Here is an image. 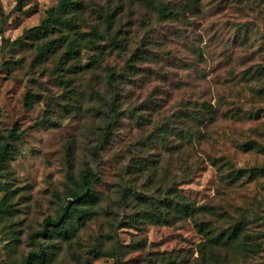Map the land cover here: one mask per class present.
<instances>
[{"label": "rangeland", "instance_id": "rangeland-1", "mask_svg": "<svg viewBox=\"0 0 264 264\" xmlns=\"http://www.w3.org/2000/svg\"><path fill=\"white\" fill-rule=\"evenodd\" d=\"M59 1L0 0V144L17 124L18 132H23L19 140L7 141L13 159L0 171V203L14 210L12 217L0 215V264H25L29 253L40 249L48 257L36 264L87 260L113 264L111 257H95L99 246L115 251L128 264H149L147 259L157 252L197 256L200 235L189 222L148 225L141 231L120 228L130 215V204L120 202V193L133 178L130 152L137 153L138 143L158 135L156 131L173 116L181 100L210 85L201 74L211 80L228 71L223 45L236 43V34L243 31L240 40L245 43L236 54L239 69L259 73L253 82L243 83L242 117L221 124L224 128L216 131L221 141L213 149L229 156L238 168H264V0H203L197 13L175 22L157 20L155 12L138 0H77L83 4L82 13L74 11L80 29L87 40L95 39L98 48L84 47L76 61L62 59L64 48L42 60L36 46L44 40L31 30L47 19V12ZM169 1L176 5L185 0ZM107 16H112L110 25L104 21ZM97 30L101 36L93 38ZM67 33L63 29L49 38ZM115 37L122 40L125 50L111 45ZM139 49L152 53L140 59L135 69L130 65ZM100 52L101 61L87 67ZM201 54L206 62L200 60ZM109 66L117 74L118 104L114 107L121 119L111 133L114 145L96 151L112 108L111 99L100 97L113 96L107 80ZM155 103H164L172 111L156 114L151 124L139 126L132 110L146 113L145 106ZM43 118L45 125H39ZM247 143L255 147L239 148ZM87 164L101 179L96 187L102 197L98 214L71 240L56 235L32 238L43 229L44 220L56 217L66 204L71 187L68 176H78ZM222 180L217 168L203 161L178 187L198 204L223 207L236 216L264 217V171L253 179L247 175L241 187L225 186ZM143 182L136 183L142 188ZM255 222L254 232L264 231L263 221ZM263 258L264 254L256 255L245 264H263Z\"/></svg>", "mask_w": 264, "mask_h": 264}, {"label": "trees", "instance_id": "trees-1", "mask_svg": "<svg viewBox=\"0 0 264 264\" xmlns=\"http://www.w3.org/2000/svg\"><path fill=\"white\" fill-rule=\"evenodd\" d=\"M138 1L155 12L157 20L161 22H175L186 18L190 13H197L203 4V0H185L176 5L169 0ZM74 11L82 13L83 4L77 0H60L55 8L47 12V19L31 30L36 37L44 40L36 46L42 60L50 59L64 48L62 59L76 61L84 47L90 45L94 49L98 48L95 39H86ZM111 17L107 16L104 19L107 25L111 24ZM63 29L68 32L64 34L65 36H59L58 39L49 38L57 32L61 33ZM242 32L236 34L238 42L223 45V48L227 49V54L225 53L223 57L227 61L228 71L216 75L211 80L207 79L206 74H201L199 77L208 81L210 85L197 88L191 96L181 100L173 116L166 118L163 126L156 131L158 135L151 134L143 144H137V153L130 152V174L133 178L130 180V187L120 193L121 204H130V215L121 221L120 228L141 231L148 225L174 226L189 222L200 235L197 256L183 252H157L152 253L147 259L149 264H245L250 258L264 254V231L254 232L256 220L263 221L264 224L262 215L252 219L245 214L233 215L228 209L213 204H198L183 195L178 187V183L187 181L203 161H208L217 168L222 176V182L228 187H241L247 181V175L253 179L264 171L262 167L248 170L238 168L229 156L221 155L213 149V146L219 145L221 141L220 133H216L219 128L220 130L224 128L221 124L242 117L243 83L253 82L259 73L253 70L244 73L239 69L240 59L236 54L245 43L240 40ZM94 36L100 37L101 34L98 30L93 31L92 37ZM111 45L117 50H125V44L117 37L111 40ZM150 53L152 52L144 49L137 50L134 62L130 66L136 69L137 63L147 59ZM200 57L202 62H206L202 54ZM100 61L101 52L92 56V63L87 64V67ZM107 80L113 96L101 94L100 97L105 101L111 99L112 108L107 115L110 119L103 130L104 133L97 140L96 151L114 145L111 133L115 128L114 124L121 119L119 109L114 107L118 104L115 68L107 67ZM141 111L137 108L132 110V117L139 126L149 125L156 114L164 115L172 110H167L164 103H155L154 107L145 106V111L149 113ZM147 113L148 116H145ZM45 123V118L38 122L39 125ZM19 129L20 125L17 124L11 136L2 137L4 142L0 144V171L13 159L12 147L7 141L19 140L23 134L18 132ZM208 142H212L210 148L205 146ZM252 143L239 145V148L250 150L255 147ZM68 179L71 187L66 192V204L57 212L56 217L46 218L42 224L43 229L32 238L41 235L51 239L56 235L65 241L71 240L77 237L88 221L98 214L96 207L102 198L96 188L101 181L99 174L87 164L78 176L70 174ZM137 180H144L142 188L136 183ZM0 215L12 217L14 215L12 206L5 202L0 203ZM107 236L112 238L111 234ZM94 253L95 257L113 258V264H128L122 261L115 251H105L100 246L94 249ZM47 257L45 249L32 251L25 264H36L38 260ZM78 264H91V261Z\"/></svg>", "mask_w": 264, "mask_h": 264}]
</instances>
